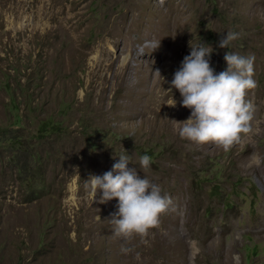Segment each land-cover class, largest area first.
I'll use <instances>...</instances> for the list:
<instances>
[{"label":"rangeland","instance_id":"374dc122","mask_svg":"<svg viewBox=\"0 0 264 264\" xmlns=\"http://www.w3.org/2000/svg\"><path fill=\"white\" fill-rule=\"evenodd\" d=\"M202 43L217 74L229 51L255 56L252 132L229 151L173 122L191 112L170 82ZM16 114L27 151L1 153L0 264H264V0H0V127ZM121 155L173 200L146 242L115 237L118 199L86 184Z\"/></svg>","mask_w":264,"mask_h":264},{"label":"clouds","instance_id":"9594fccd","mask_svg":"<svg viewBox=\"0 0 264 264\" xmlns=\"http://www.w3.org/2000/svg\"><path fill=\"white\" fill-rule=\"evenodd\" d=\"M236 39L238 35L229 32L219 47L229 49ZM213 51L204 43L197 47L191 44L190 55L175 72L171 88L180 93L182 106L189 109L191 115L184 122H173L179 125L178 134L182 139L199 146L215 144L229 151L241 141L242 135L252 132L256 108L248 95L258 86L253 78L255 56L229 51L224 57L227 69L217 74L210 63ZM168 105L177 106L174 96ZM139 163L142 169L148 170L151 157L145 154ZM129 165V156L121 155L111 171L103 176H90L86 184L93 198L99 197V203L118 199V212L110 220L115 237L125 242L137 238L146 242L161 226L162 217L175 208L172 198L162 194L159 185L146 176L141 178L137 168ZM121 250L129 251L123 246Z\"/></svg>","mask_w":264,"mask_h":264},{"label":"trees","instance_id":"16d2710c","mask_svg":"<svg viewBox=\"0 0 264 264\" xmlns=\"http://www.w3.org/2000/svg\"><path fill=\"white\" fill-rule=\"evenodd\" d=\"M15 107V106H14ZM31 109V108H30ZM19 120V116L16 114L15 115V120L5 126L0 127V158H1V153L3 152L2 149L6 150V151H10L12 152L13 149L15 148V154L13 155L12 153H10V155L8 156V161L12 162V161H17L19 162V155L22 154V151H27V149L25 148V146H23V143L18 142L16 135H13L11 133L13 126H17ZM52 127H55V124H52ZM50 126L45 122L42 121V123L40 124L38 130L36 131V136L39 138H42V136L44 135V132L47 131V129H49ZM57 129V128H56ZM142 153V152H140ZM145 155V154H143ZM36 161H38V158H35ZM25 164H28V162L24 161ZM25 165L22 164L21 165V169H24ZM29 186V185H28Z\"/></svg>","mask_w":264,"mask_h":264},{"label":"bare ground","instance_id":"6f19581e","mask_svg":"<svg viewBox=\"0 0 264 264\" xmlns=\"http://www.w3.org/2000/svg\"><path fill=\"white\" fill-rule=\"evenodd\" d=\"M250 160H251V159H250ZM252 162H253V160H252ZM241 163H242V162H241ZM249 165H250V166H249ZM249 165H248V166H249L248 169H250V170H253V169H254V170H255V168H256V164H255V163H251V162H250ZM257 172H258V171H257Z\"/></svg>","mask_w":264,"mask_h":264}]
</instances>
